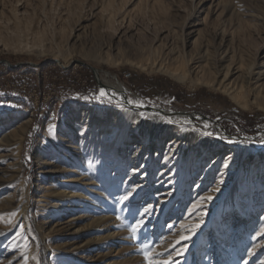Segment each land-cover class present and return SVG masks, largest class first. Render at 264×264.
<instances>
[{
    "label": "rangeland",
    "instance_id": "1",
    "mask_svg": "<svg viewBox=\"0 0 264 264\" xmlns=\"http://www.w3.org/2000/svg\"><path fill=\"white\" fill-rule=\"evenodd\" d=\"M97 77L121 83L128 100L172 115L137 110ZM101 88L116 93L111 102L93 98ZM76 103L118 111L119 135L111 134L109 122L91 118L82 120L84 138L93 140L94 128H106L107 143L122 144L124 157L105 153L106 168L88 151L84 169L94 178L101 170L107 176L104 189L100 183L90 190L73 186L91 195L74 216L69 205L45 204L43 194L61 186L62 178L45 173L54 165L50 149L41 159L38 153L48 128ZM43 108L53 116L37 137L29 136ZM11 113L32 121L19 150L23 186L15 181L0 188V264H25V258L27 264H147L143 245L166 257L180 224L190 225L202 213L187 250L174 257L179 264L264 262V235L257 234L264 229V0H0V117ZM190 114L193 122L184 117ZM148 122L156 128L144 138ZM185 133L213 142L190 141ZM11 148H0V156ZM184 148L190 155L181 162ZM132 188L130 200L119 202ZM14 193L10 206L7 196ZM208 195L212 199L189 215ZM149 205L143 228L132 233ZM79 227L82 234L73 235Z\"/></svg>",
    "mask_w": 264,
    "mask_h": 264
},
{
    "label": "bare ground",
    "instance_id": "2",
    "mask_svg": "<svg viewBox=\"0 0 264 264\" xmlns=\"http://www.w3.org/2000/svg\"><path fill=\"white\" fill-rule=\"evenodd\" d=\"M177 79L184 81V76H179L173 74ZM105 80V79H104ZM104 83L108 86V88L114 89L121 97V99H124L126 102L129 100L127 99L126 95L124 94L126 89L125 87L119 83V82H113L106 80ZM237 103L241 107L247 106V103L243 100L238 98L237 96H234ZM137 110H143V107H136ZM134 110V109H133ZM131 112V111H130ZM162 113V112H160ZM162 114L169 115L171 112H163ZM127 114H124V121L126 120V123L129 122L128 119H126ZM191 115V114H190ZM168 117V116H167ZM186 120L188 122H193V117L195 116H189L185 115ZM94 118L95 122H100L99 120L105 121V123L109 122V131L113 135L114 133H117L119 135L120 132H122L120 129H118V126L120 125L121 121L119 120V113L117 110L114 109H105L103 107L97 106V105H83L81 103L73 104L71 107V110L69 113L62 119V121L59 122L58 126H51L48 128L46 135L42 138L38 157L41 159L44 156V153L47 149H50V163L54 164L53 167L45 171V173H49L52 176L59 174L61 175L62 181L61 186H54L48 188V190L45 191L43 194V197H47L48 199L45 204L49 206V208L52 209H65L70 206V210L73 211V215L75 216L78 214L77 209L82 206L83 200H91V195H88V192L86 190L77 189L73 186H76L80 183L83 184L84 187L90 188L92 185L96 183H100V189H104V182H105V175L106 173L104 170L98 171L100 178H94L92 176L91 171L85 170L82 164L85 163V159L87 157L88 151H90L89 156L91 159L93 157L97 156L101 160L105 162V167L108 168L109 162L107 161V156H105L107 152L114 153V156L117 160H121V158L124 157V155L118 151V148L121 145H117L115 143L114 145H109L106 141V132H108V129H99L94 128L95 133L97 134L93 140H86L84 137V131L87 129L85 123L82 122V120L85 119H91ZM32 121V118L30 115H24V114H17V113H11L8 114L5 118L0 117V134L2 137L0 138V148H6L11 147L9 150V153L5 155L0 156V188H5L8 186H13L14 184H18L23 186V178H22V162L21 157L19 154V150L21 149L22 141L24 139V135L27 131V128L30 126ZM207 123V122H206ZM155 123L148 122L145 126V133L143 134L144 138H151V133L155 129ZM12 131L13 134L8 136L3 134L5 132ZM183 134V133H182ZM187 140L193 141L198 135H194L193 133H185L184 134ZM203 140L202 135L198 137ZM78 139L79 141H76ZM96 142H95V141ZM205 143L213 142L212 139L207 138L203 140ZM55 142H59V147L56 149L54 147ZM119 143V142H118ZM96 150V151H94ZM168 153L172 154V148L167 147ZM182 156L179 159L187 160L190 152L187 149H183L180 151ZM113 156V157H114ZM170 156V155H169ZM167 156V158L169 157ZM260 158H264V152L260 153ZM65 159L66 163L64 166L60 167L59 165H55L56 161L58 159ZM107 158V159H106ZM123 160V159H122ZM261 162V159H259V163ZM262 163V162H261ZM67 164H73L72 167L68 168ZM113 165V164H112ZM115 165H120V163H114ZM129 165L130 167H133V169L137 170L138 166L134 163H132L131 158H129ZM120 170H124L122 166L120 165ZM104 168V169H106ZM185 168L183 169V171ZM163 171H161L162 173ZM58 176V175H57ZM107 176V175H106ZM102 177V178H101ZM16 181V183H14ZM45 180L42 182L44 183ZM75 183V184H73ZM43 185V184H42ZM96 188V187H94ZM97 189V188H96ZM94 192V191H93ZM104 193V192H103ZM97 194V192L93 193ZM8 202L10 203V206L13 205V203L16 201L17 196L16 194H10L7 196ZM25 197L24 194H21L20 201L24 205L23 208V215L26 217V206L25 203ZM66 210V209H65ZM95 217V216H94ZM75 218L80 219L83 218L82 215L78 217H73L70 219L72 222ZM103 218V217H102ZM98 219V218H97ZM101 219V218H100ZM94 221H97L95 218L88 224L92 225ZM69 222V221H68ZM73 224V223H72ZM84 230V227H79L75 229L72 234L76 235L81 233V231ZM82 234V233H81ZM36 249V247L34 248Z\"/></svg>",
    "mask_w": 264,
    "mask_h": 264
},
{
    "label": "snow or ice",
    "instance_id": "3",
    "mask_svg": "<svg viewBox=\"0 0 264 264\" xmlns=\"http://www.w3.org/2000/svg\"><path fill=\"white\" fill-rule=\"evenodd\" d=\"M116 96L115 92L111 93V96H109L108 92L101 88L99 90V93L97 95H95L93 98L95 99H101V98H106L108 99L109 102H111L112 97ZM84 99H89V97H83ZM129 104H134L136 105V107H143V102L141 101H133V100H129L128 101ZM140 115H143V113H140ZM205 127H207V124L205 125ZM209 135H211V133H208ZM226 139V138H225ZM229 142H234V141H229ZM264 142V141H262ZM225 167H227V165H225ZM136 191L135 188H132L131 190H128L127 193L123 196L120 197V201L121 203L125 202V201H129L130 197L133 196V193ZM213 191H219V189H213ZM212 196L208 195L206 197H201V199L199 201H197L192 209L189 212V215H191V212L195 211L197 208H200L203 204L204 201L206 200H211ZM152 211V206L149 205L147 207H145L143 209V214L141 215L140 219H138L135 223V225L132 227V233H137L138 231H140L143 226H144V216L147 214H150ZM12 217H15L16 213L12 212L10 214ZM202 215L201 214V218L196 220L195 222H193L192 224L188 225V224H180V228H181V233L179 235V238L175 240V243L169 244L168 247L171 248V251H168L167 248L164 249L165 252H167V256H162V254L160 252H157L155 248H150L147 244L143 245L144 248V258L147 261V264H179V261L176 260L174 257L175 256H180L183 254V251L187 250L188 244L187 241L191 240L192 236H194L196 234V230L199 229L201 227V225L203 224V219H202ZM3 218V217H0ZM11 222V221H9ZM173 227V225L169 224L168 228L171 229ZM22 233H17V235H21ZM258 235H264V229H261V231H259L257 233ZM184 242V243H182ZM177 245H179L180 247L178 248ZM25 264H27V258H25ZM37 264H39V262H37ZM262 264H264V262H262Z\"/></svg>",
    "mask_w": 264,
    "mask_h": 264
},
{
    "label": "trees",
    "instance_id": "4",
    "mask_svg": "<svg viewBox=\"0 0 264 264\" xmlns=\"http://www.w3.org/2000/svg\"><path fill=\"white\" fill-rule=\"evenodd\" d=\"M30 107L33 108V105L30 104ZM53 116L51 110L43 108L37 110V115L34 118V125L29 131V136L37 137L39 135L40 128H43L47 125L49 119Z\"/></svg>",
    "mask_w": 264,
    "mask_h": 264
},
{
    "label": "water",
    "instance_id": "5",
    "mask_svg": "<svg viewBox=\"0 0 264 264\" xmlns=\"http://www.w3.org/2000/svg\"><path fill=\"white\" fill-rule=\"evenodd\" d=\"M34 65H41V64H34ZM94 71H95V73L97 74L98 73V69H96V68H94ZM97 80H98V84L101 86V87H103V88H107V89H109L108 88V86L105 84V83H103L98 77H97ZM128 103V102H127ZM129 104V103H128ZM143 108L144 109H148V110H150V111H157V112H168V111H166V110H164V109H161V108H156V107H149V106H143ZM170 112V111H169ZM171 115H172V112H171Z\"/></svg>",
    "mask_w": 264,
    "mask_h": 264
},
{
    "label": "built area",
    "instance_id": "6",
    "mask_svg": "<svg viewBox=\"0 0 264 264\" xmlns=\"http://www.w3.org/2000/svg\"><path fill=\"white\" fill-rule=\"evenodd\" d=\"M128 76H130V74H128Z\"/></svg>",
    "mask_w": 264,
    "mask_h": 264
}]
</instances>
